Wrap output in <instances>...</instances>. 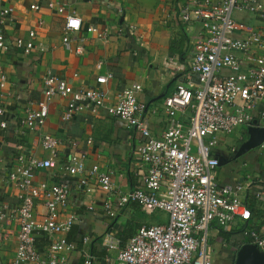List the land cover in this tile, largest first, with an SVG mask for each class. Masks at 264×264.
I'll return each instance as SVG.
<instances>
[{
  "label": "built area",
  "instance_id": "2783aa9c",
  "mask_svg": "<svg viewBox=\"0 0 264 264\" xmlns=\"http://www.w3.org/2000/svg\"><path fill=\"white\" fill-rule=\"evenodd\" d=\"M47 6L64 16L63 42L69 47L73 34L84 27L81 18L75 10L67 9L66 4H59L57 0H47ZM31 8L39 6L32 4ZM190 9L200 20L201 29L189 62L187 80L164 97L162 110L169 118V125L161 135L151 132L147 105L138 97L142 90L140 84L132 83L112 96L107 88L114 77L112 71L98 74L92 86L75 88L66 78L48 70L43 76L44 100L35 107L29 102L20 120L23 129L41 131L49 117L50 103L62 97L68 100L62 111L63 120L81 111L104 107L108 114L143 135L139 147L143 164L141 185L132 190L117 189L110 172H102L98 165L88 168L82 158L72 156L63 165L66 175L79 176V184L86 193L94 190L91 179L98 181L108 196L103 204L105 212L113 218L133 202H138L148 214L157 210L168 213L165 224L139 227L118 251L119 264H220L210 236L215 222L226 230L243 228L244 240L248 239L246 242L264 251V232L251 227L249 203L251 188L256 186L258 197L264 194L259 186L262 179L248 174L234 182L220 183V150L216 149L223 135L243 125H252L255 111L260 112L259 123L264 126V109H259L264 103V27L250 28L233 16L235 12H250L264 22V0H192L181 10L182 21L190 20ZM11 10L1 11L0 25L5 24ZM70 18L78 22L73 27H69ZM85 29L97 40L108 41V28L89 24ZM119 31L123 33V27ZM35 36L36 31L31 30L28 40L16 38L17 48L30 54L35 47ZM10 46L0 28V50H9ZM82 51L79 45L76 52ZM102 63H97V68L101 69ZM224 69L231 73L222 76ZM193 75L197 76L198 84ZM6 80L7 73L0 66L1 84ZM5 111L0 103L1 116ZM182 115H187L188 123L181 119ZM1 126H7L6 120ZM41 135L45 150L58 145L54 135L48 132ZM260 146L264 147V143ZM231 151L235 153L236 148L231 147ZM4 158L1 154L0 177L17 188L20 200L16 205L0 203V222L9 218L19 225L18 248L11 264H69L67 254L76 250L77 245L68 240L67 234L77 216L69 213L61 218L69 207L71 185L56 180L43 187L36 181L38 172L54 168L56 160L25 152L22 144L12 163L7 164ZM41 201L45 206L43 212L37 206ZM39 234L52 237L44 252L36 245ZM56 234L62 236L54 238ZM2 237L0 234V239ZM87 241L85 236L83 242ZM109 246L112 249L116 245ZM222 247L227 256L237 252L235 245L228 246L224 242ZM83 259V264H97L89 252H83ZM103 264H110L109 259Z\"/></svg>",
  "mask_w": 264,
  "mask_h": 264
},
{
  "label": "crops",
  "instance_id": "0c3cea01",
  "mask_svg": "<svg viewBox=\"0 0 264 264\" xmlns=\"http://www.w3.org/2000/svg\"><path fill=\"white\" fill-rule=\"evenodd\" d=\"M191 1L57 0L59 4H66L67 9L75 10L84 26L73 34L68 47L63 42L65 18L56 9L48 7L47 0H0V13L12 9L5 24L0 25L11 43L9 50H0V66L7 73L5 84L0 82V103L6 108L5 115L0 114V155L5 157L7 164L12 163L18 146L22 144L25 152L56 160L54 168L38 172L36 181L43 187L56 180L71 185L69 207L61 218L69 213L77 216L67 234L69 240L77 245L76 250L67 254L69 264H83L84 251L89 252L97 264H103L107 258L110 264H119L118 251L139 227L168 222L167 212L157 210L148 214L138 202L127 204L113 218L105 212L103 204L108 196L96 179H91L93 192L86 193L79 184V176L64 173V163L75 156L82 158L88 168L98 165L102 172H110L117 189L132 190L141 185L143 164L139 147L144 137L139 130L108 114L104 107L81 111L71 119L63 120L62 111L68 100L62 97H56L50 103L49 117L41 131L23 129L21 117L30 106L29 102H33L35 107L44 100L43 76L48 70L66 78L75 88L92 86L98 74L112 71L114 77L107 85L112 96L115 97L118 91L132 83L140 84L142 90L138 97L147 105L146 115L151 132L161 135L169 125V118L162 110L164 97L187 80L189 62L201 29V22L192 9L188 22L179 17L181 10ZM32 4H37L39 8L32 9ZM233 16L250 28L264 27L263 20L250 12H235ZM89 24L100 29L108 28V41L102 42L90 35L85 29ZM120 27H123V33L119 31ZM31 30L36 31L35 47L30 54H25L17 48L15 39L21 37L28 40ZM79 45L83 47L82 52H76ZM100 61L104 64L101 69L96 65ZM230 73L229 69H224L221 75ZM193 80L198 84L196 75H193ZM259 109H264V103ZM254 116L260 122V112L255 111ZM181 119L189 122L187 115H182ZM3 120L7 122L5 128L1 126ZM242 127L247 136H242L241 142L249 137V125ZM43 132L58 139L54 149L47 151L42 147ZM231 147H235L236 151L239 148L237 144H232L222 151L227 162L218 168L219 182H234L251 174L262 179L261 189L264 191V147L258 146L244 155V163L250 169L247 172L236 168L234 162L239 157H233L235 153ZM251 191L249 202L257 209L259 218L256 221L263 223L261 230L264 232V194L258 197ZM18 193L16 187L0 177L1 204H18ZM37 206L39 211H45L42 201ZM0 226L3 236L0 239V264H11L18 248L19 225L16 220L6 218ZM220 230L215 222L210 230L212 243L223 246L225 242L228 246H236L234 242L229 244ZM61 236L56 234L54 238ZM85 236L88 238L86 243L83 242ZM51 239L37 235L38 249L46 251ZM111 244L116 246L110 249Z\"/></svg>",
  "mask_w": 264,
  "mask_h": 264
},
{
  "label": "water",
  "instance_id": "95a60500",
  "mask_svg": "<svg viewBox=\"0 0 264 264\" xmlns=\"http://www.w3.org/2000/svg\"><path fill=\"white\" fill-rule=\"evenodd\" d=\"M249 137L242 142L233 157L238 158L252 149L257 148L264 142V126L255 120L248 127ZM220 166L227 162V159L220 155ZM235 264H264V251L251 242L242 243L235 254Z\"/></svg>",
  "mask_w": 264,
  "mask_h": 264
},
{
  "label": "rangeland",
  "instance_id": "374dc122",
  "mask_svg": "<svg viewBox=\"0 0 264 264\" xmlns=\"http://www.w3.org/2000/svg\"><path fill=\"white\" fill-rule=\"evenodd\" d=\"M191 112V109H189V113ZM242 136H247L246 135V132H244V128L243 127H238L236 128L233 132L229 133V134H226V135H223V138L220 142V145L218 147H216L217 150H220L218 151V156L220 155H223L222 154V151H225L228 149V147L232 144H237V146L239 147L242 142L240 141V138ZM257 149V148H256ZM245 155V154H244ZM244 155H241L239 156V159H237L234 163H236V168L238 169H241V171L243 172H247L249 171V167L246 166V164L244 163V160H245V156ZM225 165V164H224ZM213 242L212 244L215 245V251H216V257L218 258L220 264H228V262L232 263V261L234 260L235 258V254L234 255H226V251H222V245L221 243H215Z\"/></svg>",
  "mask_w": 264,
  "mask_h": 264
},
{
  "label": "trees",
  "instance_id": "16d2710c",
  "mask_svg": "<svg viewBox=\"0 0 264 264\" xmlns=\"http://www.w3.org/2000/svg\"><path fill=\"white\" fill-rule=\"evenodd\" d=\"M259 186L262 188L261 183L259 184ZM255 189H256V186L254 188H251L249 192L251 193L252 192L251 190H253L252 194L256 195ZM249 196H250V194H249ZM249 201H250V199H249ZM249 203H250V208L252 211V220L250 221L251 227L256 228L259 231H262L261 227H262L263 223L262 222L258 223L256 221L257 218H259V213L257 212V209L254 208L253 203L252 202H249ZM242 230H243V228L239 229V230H235V231H227V230H224L223 228H221L220 232H221V235L226 238V240L229 242V244H231L230 242H232V243L234 242V243H236V247L239 248V246L243 243V241H245V242L249 241L248 239L244 240ZM68 240H69V238H68ZM228 264H235V258L232 261V263L228 262Z\"/></svg>",
  "mask_w": 264,
  "mask_h": 264
},
{
  "label": "clouds",
  "instance_id": "9594fccd",
  "mask_svg": "<svg viewBox=\"0 0 264 264\" xmlns=\"http://www.w3.org/2000/svg\"><path fill=\"white\" fill-rule=\"evenodd\" d=\"M76 21L72 20L71 18L69 19V27H73L75 26V23Z\"/></svg>",
  "mask_w": 264,
  "mask_h": 264
},
{
  "label": "snow or ice",
  "instance_id": "6c2138e0",
  "mask_svg": "<svg viewBox=\"0 0 264 264\" xmlns=\"http://www.w3.org/2000/svg\"><path fill=\"white\" fill-rule=\"evenodd\" d=\"M75 24H77L78 22H74Z\"/></svg>",
  "mask_w": 264,
  "mask_h": 264
}]
</instances>
